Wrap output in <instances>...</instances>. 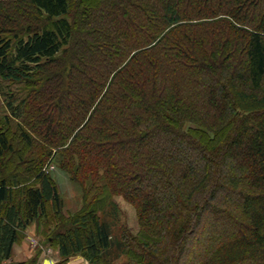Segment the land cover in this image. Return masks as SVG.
<instances>
[{"label": "trees", "instance_id": "trees-1", "mask_svg": "<svg viewBox=\"0 0 264 264\" xmlns=\"http://www.w3.org/2000/svg\"><path fill=\"white\" fill-rule=\"evenodd\" d=\"M93 1L0 0V264H179L223 211L196 264H264V0Z\"/></svg>", "mask_w": 264, "mask_h": 264}, {"label": "rangeland", "instance_id": "rangeland-1", "mask_svg": "<svg viewBox=\"0 0 264 264\" xmlns=\"http://www.w3.org/2000/svg\"><path fill=\"white\" fill-rule=\"evenodd\" d=\"M101 0H94V4H98ZM3 98L0 95V115L2 114ZM180 154L184 155L187 159H195L196 153L180 151ZM51 169V168H50ZM61 190L62 198L64 200V211L67 214L74 213L82 205V195L80 187L72 182L68 176L60 171L56 170L54 173ZM121 212V225L129 227L133 232L138 230L137 212L136 209L126 202L122 197H115ZM227 212L212 213L210 216L203 214L201 225L199 229L187 239V250L182 256V260L179 264H196L200 262L202 256H206L211 248L212 240L216 237V227L223 228L228 222Z\"/></svg>", "mask_w": 264, "mask_h": 264}, {"label": "crops", "instance_id": "crops-1", "mask_svg": "<svg viewBox=\"0 0 264 264\" xmlns=\"http://www.w3.org/2000/svg\"><path fill=\"white\" fill-rule=\"evenodd\" d=\"M36 225L30 226L25 232L23 239L15 245L12 260L14 262H24L32 258L38 252L36 242L39 241ZM59 261L58 252L50 247H42L38 257V264H57ZM67 264H89L81 256L72 257Z\"/></svg>", "mask_w": 264, "mask_h": 264}, {"label": "built area", "instance_id": "built-area-1", "mask_svg": "<svg viewBox=\"0 0 264 264\" xmlns=\"http://www.w3.org/2000/svg\"><path fill=\"white\" fill-rule=\"evenodd\" d=\"M51 169H53V168H51Z\"/></svg>", "mask_w": 264, "mask_h": 264}]
</instances>
